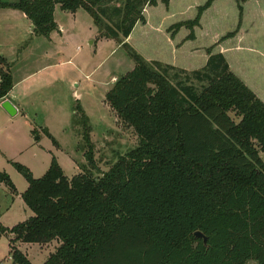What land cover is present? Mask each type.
Returning <instances> with one entry per match:
<instances>
[{
  "label": "trees",
  "instance_id": "16d2710c",
  "mask_svg": "<svg viewBox=\"0 0 264 264\" xmlns=\"http://www.w3.org/2000/svg\"><path fill=\"white\" fill-rule=\"evenodd\" d=\"M233 1L241 21L250 0ZM214 2L206 0L195 19L174 25L172 35L186 28L187 40H194V29ZM157 3L0 1V9L23 12L34 35L44 38L58 30L56 6L66 13L84 10L101 37L119 41L135 63L106 94L111 111L136 133L134 150L96 177L90 120L77 106L79 149L91 170L69 178L53 157L44 176L35 179L29 168L13 163L28 182L21 197L34 214L0 229L14 236V264H31L15 247L18 242L53 241L61 245L44 264H264V102L213 48L203 69L187 72L149 62L127 44L135 26L146 22L145 9ZM162 3L168 7L170 0ZM14 86L11 66L0 55V103ZM0 181L16 191L6 173Z\"/></svg>",
  "mask_w": 264,
  "mask_h": 264
},
{
  "label": "rangeland",
  "instance_id": "374dc122",
  "mask_svg": "<svg viewBox=\"0 0 264 264\" xmlns=\"http://www.w3.org/2000/svg\"><path fill=\"white\" fill-rule=\"evenodd\" d=\"M158 3H162V0H158ZM150 8L149 15L153 14V17L150 20L152 25L148 27L173 36L170 29L178 23L165 17L164 11L160 15L159 10L154 12ZM81 13L87 18L78 17L79 35L76 38L65 37L66 45L62 54H53L48 61V64H57L56 79L50 81L48 88L39 93L41 100L32 97L28 101V124H24L23 118H17L19 120L12 129L18 128V134H0V173H6L16 188L14 192L4 181H0V229H12L34 215L21 197L28 189V182L13 163L29 168L35 179L44 176L53 157L69 178L91 170L84 152L79 149L83 140L82 127L74 122L77 106L83 109L90 120L98 167L92 172L96 177L107 172L120 156L134 150L139 144L133 128L123 123L106 102V94L122 76L134 68L135 63L119 41L103 39L91 16L85 11ZM159 21L160 24H157ZM70 22L73 24L72 20ZM155 36L154 53H157L161 52L160 48H165L166 43L159 36L156 40ZM35 65L31 60L19 63V66L31 70ZM230 116L235 120L234 113H230ZM1 124L3 121L0 120ZM46 131L54 137L58 146H55ZM261 157L264 160V152ZM13 239L14 236L8 232L0 233V264H14L11 258ZM60 245L59 241L46 245L18 242L15 247L31 264H44Z\"/></svg>",
  "mask_w": 264,
  "mask_h": 264
},
{
  "label": "crops",
  "instance_id": "0c3cea01",
  "mask_svg": "<svg viewBox=\"0 0 264 264\" xmlns=\"http://www.w3.org/2000/svg\"><path fill=\"white\" fill-rule=\"evenodd\" d=\"M205 2L206 0H170L168 7L158 3V6L150 10L154 9V12L159 10L160 15L164 11L165 17L173 23H180L193 20L198 8ZM243 8V17L240 21L235 1L215 0L203 14L200 26L194 29L195 39L187 40L190 31L186 28H182L174 36H169L158 29L148 27L152 25L150 20L153 14L149 15L147 7L144 12L147 14L144 15L146 22L138 23L125 42L149 62L158 61L188 71L203 69L209 58L207 50L213 48V53L223 54L231 71L264 102V1L250 0L243 4ZM82 11L84 10L66 13L60 6H56L54 18L58 30L53 32L50 38H44L34 35V26L23 12L0 9V55L10 63L15 82L6 100H9L17 110L15 116H10L1 107L6 100L0 103V120L3 121L0 125V134L7 136L18 134L20 131L18 128L12 129L19 120L17 118H23L24 124H28V101L32 97H39L41 100L39 93L48 88L50 81L56 79L57 64H48V61L53 54H62L61 51L66 45L65 37L76 38L79 35L78 17L87 18ZM237 28L238 32L234 37L221 41ZM153 36L156 40L159 36L166 43L165 48H160L161 52L154 53L156 43ZM25 55L27 56L24 58ZM28 60L36 64L33 70L19 66L21 61Z\"/></svg>",
  "mask_w": 264,
  "mask_h": 264
},
{
  "label": "water",
  "instance_id": "95a60500",
  "mask_svg": "<svg viewBox=\"0 0 264 264\" xmlns=\"http://www.w3.org/2000/svg\"><path fill=\"white\" fill-rule=\"evenodd\" d=\"M1 107L7 111V113L10 115V116H15L17 114V110L15 108V106L9 101V100H6L4 101L2 104H1ZM195 236L197 238H203L204 239V242L206 243L207 242V238L201 233V232H196L195 233Z\"/></svg>",
  "mask_w": 264,
  "mask_h": 264
}]
</instances>
